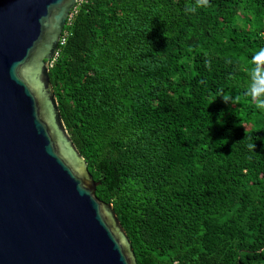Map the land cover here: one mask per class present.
Masks as SVG:
<instances>
[{"label":"trees","instance_id":"16d2710c","mask_svg":"<svg viewBox=\"0 0 264 264\" xmlns=\"http://www.w3.org/2000/svg\"><path fill=\"white\" fill-rule=\"evenodd\" d=\"M192 3L79 1L51 82L139 264H264V0Z\"/></svg>","mask_w":264,"mask_h":264},{"label":"water","instance_id":"95a60500","mask_svg":"<svg viewBox=\"0 0 264 264\" xmlns=\"http://www.w3.org/2000/svg\"><path fill=\"white\" fill-rule=\"evenodd\" d=\"M81 0H0V264H139L50 78Z\"/></svg>","mask_w":264,"mask_h":264},{"label":"clouds","instance_id":"9594fccd","mask_svg":"<svg viewBox=\"0 0 264 264\" xmlns=\"http://www.w3.org/2000/svg\"><path fill=\"white\" fill-rule=\"evenodd\" d=\"M210 0H194V3L185 7V13H195L200 8L210 7ZM250 63L253 65L248 69V76L250 80L249 87L247 89V95L254 102L255 107L264 112V48H260L251 58ZM226 103L231 102L237 104L239 102V96L232 97L231 93L221 94ZM250 150H255L256 144L252 143L248 145Z\"/></svg>","mask_w":264,"mask_h":264},{"label":"built area","instance_id":"2783aa9c","mask_svg":"<svg viewBox=\"0 0 264 264\" xmlns=\"http://www.w3.org/2000/svg\"><path fill=\"white\" fill-rule=\"evenodd\" d=\"M72 16H73V13H72V15H71V18H72ZM71 18H70V19H71ZM63 42H65V39L62 37L61 43H63Z\"/></svg>","mask_w":264,"mask_h":264}]
</instances>
